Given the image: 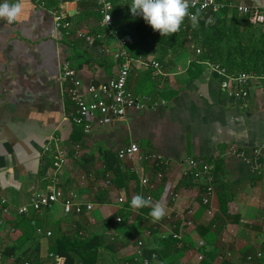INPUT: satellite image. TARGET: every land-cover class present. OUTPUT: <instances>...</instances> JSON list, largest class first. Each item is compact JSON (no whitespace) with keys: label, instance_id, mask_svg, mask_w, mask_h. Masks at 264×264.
I'll list each match as a JSON object with an SVG mask.
<instances>
[{"label":"crops","instance_id":"1","mask_svg":"<svg viewBox=\"0 0 264 264\" xmlns=\"http://www.w3.org/2000/svg\"><path fill=\"white\" fill-rule=\"evenodd\" d=\"M19 2L23 11L16 22L0 21V264H65L78 252L61 243L75 239L96 243L95 264H142L137 241L144 242V251L161 249L174 224L180 225L184 250L156 257L151 264H206L193 251L201 240L209 262L222 252L240 261L245 250L262 251L264 82L253 83L247 98L233 99L191 47L159 60L157 69L155 55L138 56L135 40L126 37L135 59L127 87L145 96L153 109L131 112L86 133L68 116L74 105L63 87L62 64L68 63L83 86L109 80L119 70L114 54L121 29L114 26L115 36L100 25L94 0ZM55 14H64L72 36L55 28ZM78 31L100 37L89 43ZM130 143H137L140 153L120 159L118 149ZM141 154L157 159H142ZM59 155L63 161L57 167ZM188 158L213 164L214 215L201 203V185L191 177ZM143 177L153 186H141ZM51 187L78 193L94 203L93 210L67 215L56 203L19 213V206ZM138 194L151 195L152 203H161L167 214L153 222L150 207L132 208L130 201ZM1 199H6L8 212ZM189 207L194 225L181 226ZM215 217L218 223L209 231L208 222ZM153 226L157 228L148 235Z\"/></svg>","mask_w":264,"mask_h":264},{"label":"built area","instance_id":"2","mask_svg":"<svg viewBox=\"0 0 264 264\" xmlns=\"http://www.w3.org/2000/svg\"><path fill=\"white\" fill-rule=\"evenodd\" d=\"M129 0H94L98 11L101 13L102 18L100 25L107 30H110L112 35H117L114 30V16L113 9L116 3H127ZM190 8L189 11L195 14L194 10L200 11H219L225 7L232 10H236L240 14L247 15L249 21L253 25L264 24V3L259 5H250L245 3H237L233 0H188ZM55 28L64 31L66 36L72 35V27L69 22L65 20L64 14L54 15ZM109 18V19H108ZM187 21L188 19L185 18ZM184 21V22H186ZM77 36L92 43L100 35H90L83 31H78ZM191 38V36H189ZM120 44V48L115 52L114 56L119 62V70L116 75L107 81L95 82L91 80L85 86L81 84L80 80L76 77V72L72 70L68 63L62 64L61 78L63 80V87L67 93L68 98L72 101L74 109L69 113V117L73 123L82 125L84 131L89 133L93 130L95 125H103L109 120L123 119L131 112L146 111L151 107L147 98L136 96L127 87L128 77L131 71L133 61L135 60L128 51L129 39L126 37L117 38ZM191 48H196L192 43ZM200 53V49L196 50ZM210 69L213 73L217 74L221 78V85L226 89L228 96L233 99H245L249 96L252 84L258 81L264 82V73H229L225 68L218 64L210 63ZM153 65L159 69L160 63L153 62ZM47 149H50L47 145ZM141 149L137 143H130L129 145H123L118 149V157L120 159H130L140 153ZM142 159L155 161L157 157L155 155H140ZM63 161L62 155H59L56 160L57 167L60 166ZM187 164L191 170L193 179L201 185V203L207 206L208 215H214V208L212 205V198L215 194L214 190V174L213 164L198 158H188ZM140 185L143 187H152L153 184L148 177L140 179ZM177 196V194H175ZM147 198L152 200V196L148 195ZM120 203H124V198L118 199ZM1 203L4 206V212H8L9 206L6 199H1ZM56 203H60L63 207V211L67 215L82 214L86 211H92L94 203L91 201H83L78 193L71 192L65 194L63 190L58 187H51L47 193L37 194L31 198L29 204L21 205L18 207V211L21 214L28 213L31 209L35 211H42L49 209ZM194 210L193 208H187L183 214V220L181 226H193L194 225ZM173 215H168V219H172ZM132 218V217H131ZM175 227H180L175 225ZM171 229L170 235L174 239H181V233L179 229ZM157 226L149 227L146 230L148 235L152 234ZM41 230L38 229V232ZM51 232H47L50 235ZM206 243L204 240L198 242L194 248V255L199 261L207 259L205 253ZM136 255L142 260V264H151L153 259H156L157 255L153 254L152 258L144 256V242L142 240L137 241ZM261 251H258L257 256H261ZM251 259V257H248ZM183 264H193L184 262Z\"/></svg>","mask_w":264,"mask_h":264},{"label":"trees","instance_id":"3","mask_svg":"<svg viewBox=\"0 0 264 264\" xmlns=\"http://www.w3.org/2000/svg\"><path fill=\"white\" fill-rule=\"evenodd\" d=\"M128 3H130V0L127 3L115 4L112 11L114 26L121 29L123 37H130L135 40L138 56L146 58L149 54H154L158 61L152 60V63L159 62V60L164 61L168 60L170 54H180L184 50L190 49L192 43H194L196 48L193 49V55L198 60L218 64L232 74L264 73V24H251L247 15L240 14L236 10H230L227 7L219 11L195 9L194 12L195 14L198 13L199 23L193 26L190 21L185 20L186 22L181 25L177 33L169 37H163L158 30H153L143 17L134 18ZM99 16L100 19L101 15ZM197 49H200V53H197ZM76 125L83 129L82 125ZM191 177L193 178L192 174ZM138 219L144 224V217ZM216 221L218 223L215 217L208 222L207 229L209 231L215 228ZM232 221L236 222L237 219L233 217ZM179 243V239H174L171 235L167 236L160 242L161 249L146 250L144 256L151 258L153 253H157L158 259H162L168 256L167 253L183 251L184 246H180ZM61 245L65 250L70 251L67 248L71 247L72 250L78 252L76 258L68 256L65 264H95L97 245L93 243L92 239H75L70 243H61ZM82 249L87 254H83ZM257 253L245 250L240 261H235L231 256L222 252L220 256L215 258L214 262H209L207 258L202 263L264 264V246L261 251L262 255L257 256ZM248 257H251V259H248ZM172 264L175 263L172 262Z\"/></svg>","mask_w":264,"mask_h":264},{"label":"clouds","instance_id":"4","mask_svg":"<svg viewBox=\"0 0 264 264\" xmlns=\"http://www.w3.org/2000/svg\"><path fill=\"white\" fill-rule=\"evenodd\" d=\"M132 16L143 17L153 30H158L160 35L171 36L177 33L185 18L195 26L198 22V13L189 11L188 0H130L128 3ZM23 8L19 0L10 3L9 0H0V21L11 24L16 22L22 14ZM109 19V18H108ZM134 209L150 207L149 215L153 222L160 221L167 213L161 203L153 204L150 198L135 195L130 201Z\"/></svg>","mask_w":264,"mask_h":264}]
</instances>
